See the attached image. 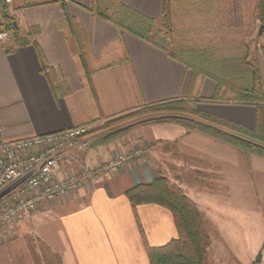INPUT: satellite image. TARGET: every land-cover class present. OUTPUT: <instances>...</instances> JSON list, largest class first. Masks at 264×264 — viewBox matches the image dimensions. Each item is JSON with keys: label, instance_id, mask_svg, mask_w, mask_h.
I'll return each instance as SVG.
<instances>
[{"label": "crops", "instance_id": "crops-1", "mask_svg": "<svg viewBox=\"0 0 264 264\" xmlns=\"http://www.w3.org/2000/svg\"><path fill=\"white\" fill-rule=\"evenodd\" d=\"M112 1L158 18L165 0ZM169 1L175 17L184 13L202 19V26L218 33H240L238 39L253 36L256 0ZM90 4L91 0H12L8 4L18 25L17 37L25 42L12 52L0 45L3 139L52 133L141 104L180 97H190L202 112L255 129L254 105L209 100L215 92L214 80L192 76L164 50L90 12ZM257 22L254 36H258ZM222 38L227 42L235 36ZM78 42L86 46L88 62L95 69L94 93L84 79ZM260 73L264 90V63ZM137 149L140 154L135 155ZM117 151L128 157L119 172L86 181L77 191L40 204L34 216L35 221H48L41 237L61 264H150L125 191L149 183L157 173L179 186L201 212L210 236L208 257L216 236L220 264L256 262L264 243V158L197 130L165 124L105 145L70 148L61 168L79 172L107 162ZM69 155L75 160H68ZM136 214L149 246L164 245L178 236L168 209L140 204ZM261 259L264 264L263 251Z\"/></svg>", "mask_w": 264, "mask_h": 264}, {"label": "trees", "instance_id": "trees-1", "mask_svg": "<svg viewBox=\"0 0 264 264\" xmlns=\"http://www.w3.org/2000/svg\"><path fill=\"white\" fill-rule=\"evenodd\" d=\"M4 10H6V26L13 33V45L7 46L5 51L12 52L25 40L17 37L18 25L12 24L14 18L7 13L6 4ZM88 10L107 19L123 31L164 50L170 57L190 69L192 76L208 77L214 80L216 88L209 100L254 105L258 111L257 125L255 129H249L198 110L195 102L190 105V102H193L190 97L170 98L146 103L145 107L138 111V115H149V118L139 123L110 127L124 116L106 122L99 129H95V131H105L91 143L95 145L108 143L124 136L138 124L175 123L187 131L197 130L235 146L247 155L264 158V90L261 84L259 61L261 54L264 63V48H261L258 54L256 50L249 49L247 42L244 41L237 44L223 43L220 46L216 44L204 48L190 47L183 33L174 30L168 0L164 1L158 18L148 17L123 3L112 0H91ZM255 12L253 19H257L259 25H264V0H256ZM160 19L161 22H159ZM254 39H259V36H255L251 42ZM76 49L84 70L86 84L94 93L91 76L95 69L88 62L87 48L78 42ZM125 195L134 211L150 264H208L207 249L210 245V236L204 218L196 204L179 186L170 182L162 173H157L152 181L126 190ZM148 203L158 204L172 214L178 236L164 245L151 247L145 241L136 214V206ZM40 246L44 264L62 263L61 258L48 246L41 242ZM253 264L258 263L253 262Z\"/></svg>", "mask_w": 264, "mask_h": 264}, {"label": "built area", "instance_id": "built-area-1", "mask_svg": "<svg viewBox=\"0 0 264 264\" xmlns=\"http://www.w3.org/2000/svg\"><path fill=\"white\" fill-rule=\"evenodd\" d=\"M0 0V45L8 46L13 33L6 26L4 5ZM92 141L87 124L56 132L12 140L0 132V246L17 235L18 225L29 218L38 205L77 191L86 181H95L119 172L128 157L117 154L107 162L79 172H64L62 158L70 148L86 149ZM140 154V149L134 151ZM74 161L75 157L68 156Z\"/></svg>", "mask_w": 264, "mask_h": 264}, {"label": "rangeland", "instance_id": "rangeland-1", "mask_svg": "<svg viewBox=\"0 0 264 264\" xmlns=\"http://www.w3.org/2000/svg\"><path fill=\"white\" fill-rule=\"evenodd\" d=\"M186 4L187 3H185V5ZM169 5H170V16H171L174 30L180 33H183V35L185 36V41L188 43L190 47L204 48V47H212L213 45H216V44L220 46L223 43L237 44V43H240L241 41L242 42L244 41L245 43L247 42L246 44L249 49L256 50L258 54H260L261 48H264V31L259 36V39L257 40L254 39V41L251 42V40L255 38L254 36L255 23L258 21L257 19L254 20L253 17L251 19L253 21V31L251 34H253V36H251L249 39L245 38L246 36H243L242 39H238L239 36L241 35L240 33H234L230 35H225L222 32L218 33V31L213 27L210 28L207 26H202L201 25L202 19H197V18L194 19L190 17L187 18L183 16L184 13L182 17L181 15L180 17H175L173 16L171 12L172 3L170 1H169ZM255 13L256 12H255V5H254L253 14ZM159 22H161V19L159 20ZM159 22H158V25H159ZM258 27H259V24H258ZM205 31L206 33H204ZM220 36L222 37L235 36V39H231V41L223 42V38ZM214 37H220L221 39L213 40ZM203 38L209 39V41L203 43L204 42ZM227 40H230V39H227ZM259 61H260V64L263 65L261 54L259 55ZM194 102H195L194 100L193 102H190V105H193ZM144 107H145V104H141L134 108L127 109V110L118 112L113 115L101 116L96 122L86 123L88 126H90V134L92 137L91 142H94L95 140H97L98 137H100V135L104 133L105 131V130L95 131V129H99L101 126L105 125L106 122L110 120H115V119H118L124 116L123 119L119 120L118 122L110 126V127H113V126L122 127V126L131 125V124H136V123H139L141 120H145L146 118H149V115H138V111H141ZM165 124H175V123H161V124L155 123V124H145V125L138 124L137 126H134L131 130H129L124 136L116 138L112 141L127 138L128 136L132 134L134 135L141 131L148 130L152 126L165 125ZM108 143H105V144H108ZM154 143L155 142L153 141L149 143L147 142V145H152ZM105 144H102V145H105ZM140 144H143V143L140 142ZM90 145L98 146V145H95L94 143H90ZM117 154H120V152L117 151L113 155V157ZM174 156L177 158L179 157L176 149L174 151ZM39 206L40 205H38L36 210L32 213V215L29 218L19 223L17 235L13 239L9 240L8 242L0 246V264H44L40 242L46 245V243L42 240L41 236H42V232L44 228L46 227V223L48 221H35L34 220L35 219L34 216L37 215V213L40 211ZM214 243H215L214 247L211 248L210 253L208 254L209 257L207 256L208 264H220V262L222 261V259L218 257V254L221 252L217 249L218 240L216 236L214 237ZM258 251H261V253L262 251L264 252V243L261 245ZM259 263L260 264L262 263V259Z\"/></svg>", "mask_w": 264, "mask_h": 264}, {"label": "water", "instance_id": "water-1", "mask_svg": "<svg viewBox=\"0 0 264 264\" xmlns=\"http://www.w3.org/2000/svg\"><path fill=\"white\" fill-rule=\"evenodd\" d=\"M13 25H16L15 21L12 22ZM264 31V25L263 24H260L259 27H258V31H257V35L260 36L262 34V32ZM254 260L256 262H260L261 261V251H258Z\"/></svg>", "mask_w": 264, "mask_h": 264}]
</instances>
